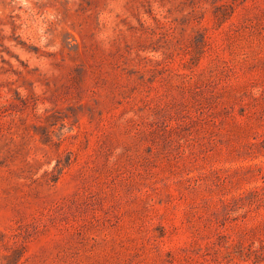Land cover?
Segmentation results:
<instances>
[{
	"label": "rangeland",
	"instance_id": "rangeland-1",
	"mask_svg": "<svg viewBox=\"0 0 264 264\" xmlns=\"http://www.w3.org/2000/svg\"><path fill=\"white\" fill-rule=\"evenodd\" d=\"M0 264H264V0H0Z\"/></svg>",
	"mask_w": 264,
	"mask_h": 264
}]
</instances>
